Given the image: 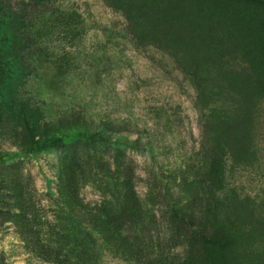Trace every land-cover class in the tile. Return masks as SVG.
<instances>
[{
  "label": "rangeland",
  "instance_id": "rangeland-1",
  "mask_svg": "<svg viewBox=\"0 0 264 264\" xmlns=\"http://www.w3.org/2000/svg\"><path fill=\"white\" fill-rule=\"evenodd\" d=\"M257 9L0 0V264H264ZM87 118L139 142L57 127Z\"/></svg>",
  "mask_w": 264,
  "mask_h": 264
},
{
  "label": "trees",
  "instance_id": "trees-1",
  "mask_svg": "<svg viewBox=\"0 0 264 264\" xmlns=\"http://www.w3.org/2000/svg\"><path fill=\"white\" fill-rule=\"evenodd\" d=\"M246 2H253V4H255L259 9H257V24H259L260 30L258 35H261V45L258 46H254L252 47L249 51L251 53V57L254 61V63H256L255 65L259 64L260 69H262L263 71V77H264V0H244ZM122 16H124V14H122ZM247 24H248V30L251 31L252 33L254 32L253 29V25L250 24L249 20H246ZM4 40L3 42H1V46L2 49H6L9 44L12 42V38L10 37V34L8 32H4ZM15 40H18L15 39ZM12 44V43H11ZM18 57V56H16ZM7 59L5 60V62L7 63L8 66H10V74L13 72V65H16L18 63V60L16 61L15 59ZM250 64L253 65V63L251 62ZM11 76V75H10ZM12 77V76H11ZM262 103L260 104L259 107V112H258V116H257V122L255 124V129H254V148L256 151H261V147H260V142L261 140L264 138V129H261L263 126L262 124L264 123L263 119H262V114L261 112H264V88H263V96H262ZM82 115V114H81ZM202 118L205 117V114L201 115ZM200 116V117H201ZM83 118L86 119V116L82 115ZM82 121V123L80 124V126H74L71 125L68 127V129L64 130L63 129V125L61 123H57V127L60 130V132H62L63 136L65 137H73V136H80V137H84V138H90L92 140H97L99 142H104V143H111L114 141H118V142H123L126 144H130L132 146L137 145V142H139V140L136 138L135 140H132L127 134H122L120 131H118V126L117 123L115 122V120H106V121H98L96 123H94L92 120H89L87 118V121ZM87 122V123H86ZM208 129H207V125H201L200 127V139L203 140L204 135H206ZM53 139V141H57L60 145L61 140H56L55 136L52 138L49 137H45L44 141H38V145H41V143L45 142L46 140H50ZM50 143V142H49ZM36 144V145H37ZM50 144H44L41 148L46 147ZM40 147V146H38ZM92 158L93 161H95V156L92 157H88L89 160H91ZM75 163V162H74ZM225 179V176H224ZM221 187L223 190H226L227 187V182L225 180H223L221 182ZM191 227V225H189ZM218 230L215 228H213L210 232L209 235H205L208 236L207 238L212 242V243H221L222 241L226 242L228 240V237L225 238V236H223V234H221L220 238H219V233L217 232ZM222 237V238H221ZM218 238V239H217Z\"/></svg>",
  "mask_w": 264,
  "mask_h": 264
}]
</instances>
